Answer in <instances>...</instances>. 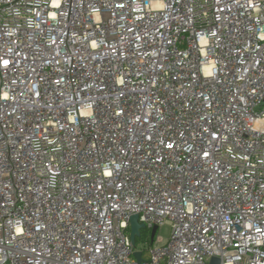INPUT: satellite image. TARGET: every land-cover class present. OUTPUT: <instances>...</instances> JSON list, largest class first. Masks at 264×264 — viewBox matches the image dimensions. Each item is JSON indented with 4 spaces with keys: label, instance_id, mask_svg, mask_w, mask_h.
<instances>
[{
    "label": "built area",
    "instance_id": "2783aa9c",
    "mask_svg": "<svg viewBox=\"0 0 264 264\" xmlns=\"http://www.w3.org/2000/svg\"><path fill=\"white\" fill-rule=\"evenodd\" d=\"M135 251L264 264V0H0V264Z\"/></svg>",
    "mask_w": 264,
    "mask_h": 264
},
{
    "label": "water",
    "instance_id": "95a60500",
    "mask_svg": "<svg viewBox=\"0 0 264 264\" xmlns=\"http://www.w3.org/2000/svg\"><path fill=\"white\" fill-rule=\"evenodd\" d=\"M145 224L139 222V215L134 214L130 217V238L134 246H136L137 238L141 237L142 230L145 228ZM157 226L153 227L151 230L150 241L151 243L154 242L156 233H157ZM134 257L136 258L138 264H142L143 256L141 251H135ZM211 264H221L219 258L213 257L211 260Z\"/></svg>",
    "mask_w": 264,
    "mask_h": 264
},
{
    "label": "rangeland",
    "instance_id": "374dc122",
    "mask_svg": "<svg viewBox=\"0 0 264 264\" xmlns=\"http://www.w3.org/2000/svg\"><path fill=\"white\" fill-rule=\"evenodd\" d=\"M170 232H171V228H170V226H168V225H164V226H162V227L158 230L159 235H161V236L164 238V240H166V239L169 237ZM141 238H142V235H141V237L137 238V240H138V239L141 240ZM144 238H146V237H144ZM144 240H145V239L141 240L140 242L137 241L138 245L140 246L141 243H142ZM145 256H146V252H145Z\"/></svg>",
    "mask_w": 264,
    "mask_h": 264
},
{
    "label": "trees",
    "instance_id": "16d2710c",
    "mask_svg": "<svg viewBox=\"0 0 264 264\" xmlns=\"http://www.w3.org/2000/svg\"><path fill=\"white\" fill-rule=\"evenodd\" d=\"M150 231L148 230V229H143L142 230V238H141V240H143V239H147L148 238V240H149V237H150ZM144 237H146V238H144ZM141 240H137L138 242H140Z\"/></svg>",
    "mask_w": 264,
    "mask_h": 264
},
{
    "label": "snow or ice",
    "instance_id": "6c2138e0",
    "mask_svg": "<svg viewBox=\"0 0 264 264\" xmlns=\"http://www.w3.org/2000/svg\"><path fill=\"white\" fill-rule=\"evenodd\" d=\"M4 63L7 64V61H4ZM170 147H171V145H170Z\"/></svg>",
    "mask_w": 264,
    "mask_h": 264
}]
</instances>
